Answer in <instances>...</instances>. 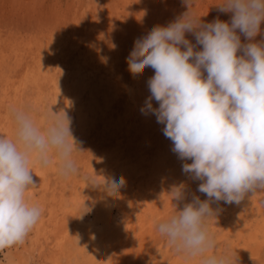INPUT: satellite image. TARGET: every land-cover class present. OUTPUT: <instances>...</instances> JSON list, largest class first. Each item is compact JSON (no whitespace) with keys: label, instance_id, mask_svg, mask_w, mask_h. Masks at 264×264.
<instances>
[{"label":"rangeland","instance_id":"obj_1","mask_svg":"<svg viewBox=\"0 0 264 264\" xmlns=\"http://www.w3.org/2000/svg\"><path fill=\"white\" fill-rule=\"evenodd\" d=\"M218 3L191 0L189 9L183 0H0V136L14 138L13 110L25 111L40 128L52 112L65 114L79 168L63 178L55 166L30 165L36 186L26 196L42 215L23 244L0 252V261L201 264L177 254L155 229L157 219L176 214L193 196L208 198L197 191L201 181L182 171L192 161L172 151L164 125L141 112L154 70L133 77L126 58L136 39L188 10L202 22L229 21ZM186 37L195 44L192 34ZM260 41L264 23L254 42ZM241 42L248 41L241 36ZM121 178L123 186L109 194L103 182ZM180 186L184 198L172 201ZM244 197L239 204L210 201L216 215L205 224L216 247L208 255L264 264V190Z\"/></svg>","mask_w":264,"mask_h":264},{"label":"clouds","instance_id":"obj_2","mask_svg":"<svg viewBox=\"0 0 264 264\" xmlns=\"http://www.w3.org/2000/svg\"><path fill=\"white\" fill-rule=\"evenodd\" d=\"M183 2L190 9L191 0ZM216 7L230 20L202 22L188 10L136 39L126 58L133 77L154 70L141 112L164 125L172 151L192 161L182 171L201 181L197 191L208 198L193 196L176 214L157 219L155 229L177 254L201 264H230L227 256L208 255L216 247L205 224L216 215L210 201L239 204L246 193L264 189V41L254 42L264 23V0H220ZM12 116L14 138L0 136V252L23 244L41 218L42 209L26 196L36 186L31 164L55 166L63 178L79 174L65 114L52 112L46 128L23 110ZM86 183L100 184L91 178ZM103 183L114 195L124 180ZM183 191L174 188L172 201H181Z\"/></svg>","mask_w":264,"mask_h":264},{"label":"bare ground","instance_id":"obj_3","mask_svg":"<svg viewBox=\"0 0 264 264\" xmlns=\"http://www.w3.org/2000/svg\"><path fill=\"white\" fill-rule=\"evenodd\" d=\"M50 49V48H49ZM48 49V50H49ZM46 50V49H45ZM52 53V52H51ZM70 71V70H69ZM72 72H73V70H72ZM86 73H88V72H86ZM90 74V73H89ZM67 75H68V73H67ZM69 76V75H68ZM83 77V76H82ZM87 77V76H86ZM72 78V77H71ZM74 81H76V79L74 80ZM102 81V80H101ZM56 110V109H55ZM58 110V109H57ZM57 110L55 111V112H57ZM57 113H59V110H58V112ZM102 188V187H101ZM264 190V189H263ZM96 193V192H95ZM95 193H92V198H95L96 197V195H95ZM97 194V193H96ZM254 194V193H253ZM253 194H251V195H253ZM258 196V195H257ZM263 197V196H262ZM245 198V197H244ZM252 198V197H251ZM259 198H261V196L259 197ZM256 199V198H255ZM245 200V199H244ZM249 200V199H248ZM253 200V199H252ZM259 200V199H258ZM258 200H256V201H258ZM255 201V200H254ZM261 201H262V199H261ZM260 201V202H261ZM243 202V201H242ZM262 202H264V201H262ZM31 203V202H30ZM249 203H251V202H249ZM254 204V202L252 203V205ZM256 205H257V203H256ZM237 205L235 204V207H236ZM259 208H261V207H257V211L259 210ZM261 223H264V222H261ZM262 225V224H261ZM264 227V226H263ZM243 228V227H242ZM259 228H262V226L261 227H259ZM246 229V228H245ZM263 230V229H262ZM256 231V230H255ZM264 231V230H263ZM241 233V232H240ZM251 234V233H250ZM256 234V232L254 233V235ZM252 236H250V238H251ZM0 264H21L18 260H17V258H13V257H9V258H7V260H5V261H0Z\"/></svg>","mask_w":264,"mask_h":264}]
</instances>
